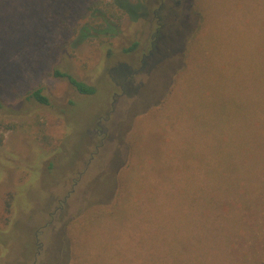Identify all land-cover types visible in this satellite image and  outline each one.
Segmentation results:
<instances>
[{"label": "rangeland", "instance_id": "374dc122", "mask_svg": "<svg viewBox=\"0 0 264 264\" xmlns=\"http://www.w3.org/2000/svg\"><path fill=\"white\" fill-rule=\"evenodd\" d=\"M94 1L0 0V116L24 126L0 146V264H264V0H201L179 75L194 0H125L103 42L59 30Z\"/></svg>", "mask_w": 264, "mask_h": 264}, {"label": "trees", "instance_id": "16d2710c", "mask_svg": "<svg viewBox=\"0 0 264 264\" xmlns=\"http://www.w3.org/2000/svg\"><path fill=\"white\" fill-rule=\"evenodd\" d=\"M195 3L193 5V10L195 14L197 15V28L193 35L190 37L189 41L186 43L184 52H183V67L177 71L176 75H179L183 72V70L186 69L188 61L187 59L191 56L192 53V47L194 46V43L196 39H198L201 34H203L204 30V16L201 12V9L198 5H200L201 0H194ZM199 3V4H198ZM129 3H126L125 0H96L94 1L88 8L85 9V11H79L76 10L73 6H68L64 11H62L58 17V23H59V30L60 31H67L70 28V25L76 24L78 25L77 28L81 29V32L79 33L80 38L85 37L84 30L90 31L94 26H96L97 30L94 31L97 35L98 33H103V36H106L107 34L112 35V32L115 33L116 29L114 24L117 25L118 21L121 20L122 14L124 11L128 15L131 14V8L132 5H128ZM115 21V22H114ZM117 22V23H116ZM119 24V23H118ZM71 29V28H70ZM203 36V35H202ZM93 37H95L93 35ZM108 37H104L100 39L102 42L106 41ZM137 44L134 43L132 47L129 48V50H125V52L132 51L136 48ZM154 44L151 45V49H153ZM150 49V50H151ZM53 76L58 78H65L69 84L79 93L81 94H92L94 93V88L92 86L86 85L85 83L76 80L73 78L70 74L65 72H60L58 70L53 71ZM3 88L2 86H0ZM32 97L41 104H47L48 100L45 96L41 94V90L37 89L34 90L32 93ZM37 128L36 130H32V136L33 139L40 144L45 149H48L50 151H53L56 149V146H54V143L52 142V138L48 135L46 132L44 124L37 121ZM24 129V126L20 123H16L13 121L5 120L0 116V146L3 143L4 140V132L6 131H21ZM121 180L117 177V194L119 197L121 195H125L126 188L123 189V193H120V190L122 191V183H120ZM124 197V196H123ZM121 197V198H123ZM125 202V201H124ZM122 210V200L119 203V200L112 202L109 205L106 206H98L94 205L89 207L88 209H85L81 212L80 215H78L76 218L72 219L69 222V227H67V231L70 229V227L77 225L81 226L86 229V227L91 224H97L105 219L112 218L115 216H118L120 211ZM68 226V225H67ZM66 242V241H64ZM67 244H69V240L67 239ZM66 244V245H67Z\"/></svg>", "mask_w": 264, "mask_h": 264}]
</instances>
